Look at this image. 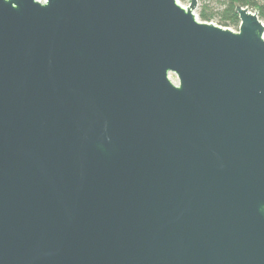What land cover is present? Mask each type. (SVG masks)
Listing matches in <instances>:
<instances>
[{
    "label": "water",
    "instance_id": "obj_1",
    "mask_svg": "<svg viewBox=\"0 0 264 264\" xmlns=\"http://www.w3.org/2000/svg\"><path fill=\"white\" fill-rule=\"evenodd\" d=\"M198 0H0V264H264V22Z\"/></svg>",
    "mask_w": 264,
    "mask_h": 264
},
{
    "label": "trees",
    "instance_id": "obj_2",
    "mask_svg": "<svg viewBox=\"0 0 264 264\" xmlns=\"http://www.w3.org/2000/svg\"><path fill=\"white\" fill-rule=\"evenodd\" d=\"M218 4L216 7L202 4L198 13L199 20L210 22L216 18L220 26L237 30L239 19L234 8L238 4L257 11L259 18L264 22V0H218Z\"/></svg>",
    "mask_w": 264,
    "mask_h": 264
},
{
    "label": "rangeland",
    "instance_id": "obj_3",
    "mask_svg": "<svg viewBox=\"0 0 264 264\" xmlns=\"http://www.w3.org/2000/svg\"><path fill=\"white\" fill-rule=\"evenodd\" d=\"M179 4L183 7H186L188 4H189V0H178ZM202 4H207L209 5V7H216L218 6V0H198V5H197V8L195 9L194 11V14L196 15V17L198 18V13H199V10H200V7L202 6ZM199 19V18H198ZM216 25H219L218 22H217V19L214 18L212 21H210ZM220 26V25H219ZM222 27V26H221ZM228 28V27H227ZM229 29L231 30H235L234 28L232 27H229Z\"/></svg>",
    "mask_w": 264,
    "mask_h": 264
}]
</instances>
